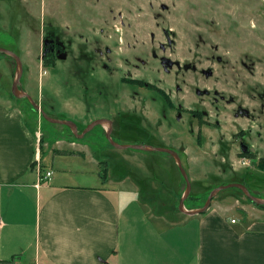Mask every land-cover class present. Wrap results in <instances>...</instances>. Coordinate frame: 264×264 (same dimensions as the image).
Returning <instances> with one entry per match:
<instances>
[{"label": "rangeland", "instance_id": "obj_1", "mask_svg": "<svg viewBox=\"0 0 264 264\" xmlns=\"http://www.w3.org/2000/svg\"><path fill=\"white\" fill-rule=\"evenodd\" d=\"M90 27L93 31L102 28L103 44L109 48L103 61L109 68L94 67L84 58L75 64L70 53L65 59L42 57V35L47 30L60 31L66 39L75 36V44L85 57L95 43ZM166 30L174 42L165 55L196 65V71H164L158 45L167 44ZM0 47L20 57L23 73L19 86L50 117L76 122L78 132L94 119L108 118L112 121V137L118 143H143L177 151L189 179L193 175L189 167H193L203 184L201 200L187 197L186 206L200 207L212 188L240 179L231 177L237 171L233 164L238 162L244 166L238 164V174L246 186L256 196L264 194V170L255 160L243 164L236 141L246 127L247 131L256 127L264 130V0H0ZM153 49L157 58L152 55ZM43 58L50 64L44 65ZM208 69L212 75L206 85L223 93L222 100L195 95L194 87L203 83L194 80L202 76L201 70ZM14 71L15 60L0 51V100L19 108L35 126L38 150L45 155L44 169L66 164L50 153H77L73 142L89 149L94 161L77 158L72 166H86L95 172L102 171L105 164L112 180L127 176L122 183L113 184L116 189L128 191L133 197L153 198L154 208L165 202L179 209L176 183L185 185L170 154L118 148L106 138L103 125L76 137L67 125L47 120L26 98L12 94ZM124 76L140 77L173 95L183 94V104L201 107L202 111L194 113L208 124L200 126L184 111L177 119L176 113L160 105V95L155 93L157 98L153 99V92L146 87L130 97L128 83L122 82ZM176 83L182 87L178 93ZM237 106L248 109L251 115L236 117ZM258 145V155H264V138ZM190 182L193 195L200 185ZM115 188L107 186L112 195L118 193ZM233 195L254 203L235 188L219 191L212 200H229ZM239 212L232 210L234 215ZM1 264L43 261L35 262L32 256Z\"/></svg>", "mask_w": 264, "mask_h": 264}, {"label": "crops", "instance_id": "obj_2", "mask_svg": "<svg viewBox=\"0 0 264 264\" xmlns=\"http://www.w3.org/2000/svg\"><path fill=\"white\" fill-rule=\"evenodd\" d=\"M26 118L0 100V264L32 256L43 264H264V207L233 195L211 200L196 214L165 202L154 208L153 198L114 187L127 176L114 181L108 168L102 176L72 166L77 158L94 161L89 149L73 142L79 153H50L66 164L44 169L37 130ZM258 157L247 159L256 163ZM238 164L231 177L241 178ZM189 169L199 197L202 178ZM47 170L51 177L40 181ZM176 185L181 197L184 186Z\"/></svg>", "mask_w": 264, "mask_h": 264}, {"label": "flooded vegetation", "instance_id": "obj_3", "mask_svg": "<svg viewBox=\"0 0 264 264\" xmlns=\"http://www.w3.org/2000/svg\"><path fill=\"white\" fill-rule=\"evenodd\" d=\"M90 30L94 34L93 36L95 38V43L94 45L90 46L86 50L87 52H86L85 57L81 56L79 48L75 44L77 42V39L75 38V36L73 38L66 39L63 33L57 30H47L46 33L43 32L42 57L45 58L46 56L47 57L52 56V57H55V60L65 59L67 54L70 53L71 58H73L75 61V64H79L84 58L85 60L92 62L94 67H102L105 69L109 68V65L103 61L104 52L108 53L109 48L107 45L103 44L102 37L100 34V32L102 31V28H100L99 31H93L94 29L90 27ZM166 31L164 33L166 36L167 44L159 43L158 45L160 52H161V54L159 55V61L164 71L166 73H170L172 71L178 72L180 70H183L184 72L188 70L196 71V65L189 63V62H180L177 59L170 58L168 54L165 55L166 51L171 50V47L174 42L173 39L170 37L169 31H167L168 34H166ZM169 38H170V42H169ZM152 55L154 58H157V53L155 52L154 49L152 50ZM163 58H166L165 63L168 64L167 66L168 68H164V65L162 63ZM201 75L205 79H202V76H201L200 78H197L196 80H194V83L196 84H200L199 81L203 83L202 87H198L197 85L194 87L195 95L197 97H207V98H213L215 100L216 99L222 100L225 97L223 93H221L217 88H213L211 86L206 85L205 81L208 77H211L212 70L211 69L201 70ZM122 82L128 83L127 94L130 97H133V98L136 97L134 95L135 94L137 95V93L139 92V89L141 87H146L147 89L153 92V95H152L153 99L157 98L156 94L160 95L162 99L160 105L167 107V109H169V111H171L172 114L176 113L175 117L177 119L182 118L181 115L183 111L186 113L189 112L192 115V117L197 120V123L200 126L204 125L203 123L205 122L201 120L198 113L197 115L194 113V110L202 111L201 107H197V108L189 107L183 104L182 100H184V95L183 94L180 95L178 93L182 90V87L178 83L174 85L175 92L178 94L173 95L174 93H171L169 90L165 89L164 87L156 86L154 83L147 81V80H143L142 78L137 77V76H124ZM140 82L142 83L141 86L140 84H138ZM175 98L176 100H178L177 102L174 101ZM230 98L232 100V96H230ZM234 115L236 117H240V116L249 117L251 113L248 111V109L237 106L234 111ZM205 124H208V123H205ZM244 130H245V133L243 134V136L241 138L236 139L238 143L239 152L253 153V154H256L257 156H264L260 154L258 155L259 153L258 143L261 142L262 139L264 138V130H262L260 127L258 128L256 127V129H249L248 131L246 127L244 128ZM111 135H112V132H111ZM251 139H253V141Z\"/></svg>", "mask_w": 264, "mask_h": 264}, {"label": "water", "instance_id": "obj_4", "mask_svg": "<svg viewBox=\"0 0 264 264\" xmlns=\"http://www.w3.org/2000/svg\"><path fill=\"white\" fill-rule=\"evenodd\" d=\"M166 34H168V32L166 31ZM169 42H170V38H169ZM0 51L4 52L5 54L11 56L14 60H15V71H14V77H13V83H12V94L16 97H24L27 98V100L31 103V105L39 110L41 112V114L43 115V117H45L47 120L53 122V123H59V124H64L67 125L71 131L76 135V137L81 138L83 137L87 132H89L92 128H94L96 125H103L105 127V131H106V138L108 139V141L113 144L114 146L118 147V148H126V147H131V148H137V149H143V150H158V151H164L167 152L168 154H170L174 160L176 161L178 168L181 172V175L185 181V186H184V190L182 192V195L179 199V209L185 213L188 214H196V213H201L204 212L211 204V200L212 198L221 190L226 189V188H230V187H236L239 188L252 202L259 204V205H264V198L259 197L254 195L250 189L242 182H237V181H232V182H228V183H224V184H220L214 188H212L208 195L207 198L205 200V202L203 203V205H201L200 207H196L193 209H187L185 206V200L187 199V197L189 196L190 192H191V182L188 176V173L185 169V167L182 164L181 161V157L178 154L177 151L170 149V148H166L163 146H152V145H148V144H133V143H118L116 142L112 135V121L108 118H97L92 120L90 123H88L86 125V127L81 131L78 132V127L76 122L72 121V120H64V119H58V118H54V117H50L38 104V102H36L33 97L26 91L22 90L19 86L20 84V77L23 73V66H22V61L20 59V57L14 53L13 51H10L8 49H4L0 47ZM166 58L162 59V63L164 65V68H168V64L165 63Z\"/></svg>", "mask_w": 264, "mask_h": 264}, {"label": "trees", "instance_id": "obj_5", "mask_svg": "<svg viewBox=\"0 0 264 264\" xmlns=\"http://www.w3.org/2000/svg\"><path fill=\"white\" fill-rule=\"evenodd\" d=\"M51 62V61H50ZM50 62H48L47 60H43V64L44 65H48V64H50ZM27 99V98H26ZM238 156H241V157H246V158H251V159H255L256 157H257V155L256 154H253V153H245V152H239L238 153ZM256 164H257V166H258V168H260L261 170H264V156H259L258 158H257V160H256ZM106 170H107V166L104 164V167H103V170L102 171H100V172H102L101 174H102V176H103V174L105 173L106 174ZM231 182L232 181H237V182H242V183H244L245 185H246V183L244 182V180H243V178H240V179H233V180H230ZM230 188H235V189H237L238 191H240V192H242L239 188H236V187H230ZM249 188V187H248ZM250 189V188H249ZM250 191H251V189H250ZM252 192V191H251ZM243 193V192H242ZM191 194V193H190ZM202 196V195H201ZM201 196H196V195H189L188 196V198H191V199H200L201 200ZM249 199V198H248ZM258 206H260V207H264V205H259V204H257Z\"/></svg>", "mask_w": 264, "mask_h": 264}, {"label": "built area", "instance_id": "obj_6", "mask_svg": "<svg viewBox=\"0 0 264 264\" xmlns=\"http://www.w3.org/2000/svg\"><path fill=\"white\" fill-rule=\"evenodd\" d=\"M242 162H243V164H247V163L249 162V160L245 157V158L242 159ZM51 175H52V171H51V170H47V171L44 173V175H42V176L40 177V181H41V180H45V179H49V178L51 177Z\"/></svg>", "mask_w": 264, "mask_h": 264}]
</instances>
